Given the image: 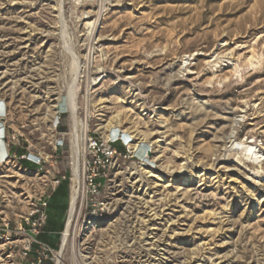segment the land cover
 Listing matches in <instances>:
<instances>
[{"label": "rangeland", "instance_id": "rangeland-1", "mask_svg": "<svg viewBox=\"0 0 264 264\" xmlns=\"http://www.w3.org/2000/svg\"><path fill=\"white\" fill-rule=\"evenodd\" d=\"M116 1L0 0V98L11 122L43 147V114L68 93L76 55L78 116L91 134L122 106L160 141L149 162L120 160L112 170V207L94 244L103 264H264V163L220 145L237 111L240 138L258 133L248 143L264 153V0ZM102 9L97 45L86 24ZM190 55L188 79L173 81ZM122 119L118 128H130ZM64 126L58 162L70 174L71 115ZM218 157L230 166L219 178L209 167ZM235 168L259 173L257 189L230 178ZM63 222L39 239L57 247Z\"/></svg>", "mask_w": 264, "mask_h": 264}, {"label": "built area", "instance_id": "built-area-1", "mask_svg": "<svg viewBox=\"0 0 264 264\" xmlns=\"http://www.w3.org/2000/svg\"><path fill=\"white\" fill-rule=\"evenodd\" d=\"M60 97L43 147L32 145L25 126L18 125L16 131L10 121L11 107L0 98V264H103L94 244L112 207L107 197L112 170L120 160L146 161L133 148L139 142L135 136L125 140L88 130L74 182L73 168L70 174L62 172L58 162L69 143L64 118L72 116L68 93ZM64 182L69 206L58 246L53 247L39 237L49 221L53 194ZM74 192L77 199L71 216Z\"/></svg>", "mask_w": 264, "mask_h": 264}, {"label": "bare ground", "instance_id": "bare-ground-1", "mask_svg": "<svg viewBox=\"0 0 264 264\" xmlns=\"http://www.w3.org/2000/svg\"><path fill=\"white\" fill-rule=\"evenodd\" d=\"M116 2L118 4H120L121 0H117ZM62 10L63 9H62V5H61V8H60L61 17L63 15V11ZM102 15H103V9L99 13H97L96 16L94 15L96 17L94 21L87 22V24H86V27H87L89 33L93 37L92 39H95L94 41H95V43L97 45H99L101 43V39H102V37H100L98 35L99 28H100L99 25H100V21H101ZM90 34H89V36H90ZM92 39L90 37V41ZM225 55L227 56V55H232V54H225ZM75 56L73 54L74 68H73V71H72L75 74V77H74V79H73V81L71 83V86L69 88V91H68V95H69V99H70L69 100V105H70V108L72 110V117H73V129H72V131L74 130L73 133L71 132L72 134H70V137H71L72 143L74 145V148L72 147V150L74 149L73 153H74V157L76 159L75 166H74V169H73L74 182L77 181L78 178H79V174H78L79 173L78 160H79V154L81 153V150H82L81 143L83 142V140L85 138V135L88 133V130H89L87 128L88 125L87 124L83 125L82 122H81V119L78 116V110H79L78 104H77L78 103L77 102V95H78V90L77 89L78 88H77V84L76 83H77V81L79 79L80 67L78 65V60H77V58ZM192 57L193 56H191V55L190 56H185L183 58V60H181L180 66H179V68L177 70V74L172 77L173 81H176V80L180 81V80L188 79V75L191 72L190 65L192 63ZM127 79H133V77L128 75ZM60 98L55 99V104L54 105H52V106L49 105V104L47 105L46 110H45V112L43 114L44 115L43 118H44L45 121L52 120V118L54 116L55 108L59 107L56 102H57V100H61ZM193 100L196 101L197 99H193ZM119 108H120V110L116 111V115L113 116L108 121L107 125L106 124L99 125L100 129L103 130V133L106 136H111V137H114V138H116L118 136H123V138L125 140L133 139L135 135L132 134V133H138L137 134L138 136H136V137H138L139 142L138 143H134L133 144V148H134V150L137 151L138 155L142 159L148 160V162H149V160L151 159L150 158V153H149L150 149L153 151L156 147L159 148L160 147V141L159 140L152 141L149 134H147L145 132H142V131H139L138 122L136 121V119H132L131 117H128L126 110L122 106L119 107ZM43 111H44V109H43ZM232 113H233V120H232V124H231L232 125L231 126V131H230L229 136L226 139H224V141L220 142L221 143L220 144L221 147L226 149L228 147V145H229L231 151H235V152H240L241 151V152H243L245 154V156L247 158L253 159L254 162H256L258 164H263L264 163V153H262V151H260L258 149V147L255 146L254 144L248 143L249 139H252V141L254 143H256L258 141L257 139L259 138V137H256V135L258 133L254 134L253 136H251V138H247L246 140H242L240 138V135H239L240 134L239 130H240L241 126H242V123H243V121L245 119V116L237 113V111L236 112H232ZM122 116L125 117V120L130 125L129 126L130 128L125 129V130H122V129L120 130V128H118V126L121 124V122L123 120ZM12 119L13 118L11 116L10 117V121H12ZM17 129L18 130H16V131H19L18 127H17ZM192 159H193L192 156H186V159L184 161L186 163H190V161ZM73 162H74V160H72V167H73ZM209 167L216 171V174H217L216 177L217 178H219L221 175H225V176L228 175V174H226V172L229 171V169H230V166H228L227 163L225 162V160L221 159V157L216 158L214 160L213 164H211ZM149 173L151 174V173H153V171H150ZM201 175L205 176V173H203ZM20 176L22 178H24L23 175H20ZM150 177H155L156 178L158 176H156L154 174H151ZM230 178H234L236 181L241 179L242 183H245V179H246V181L248 182L247 184H249V186L251 187L250 189H257L255 187V185L253 186L252 182H254L256 184V183H260V181H261V179L259 177V173H256L255 176H253V177H249V176L247 177V174L246 173L244 174V172H242V170L240 168H235V173H234V175H230ZM249 180L251 181L250 183H249ZM252 192H255V190H253ZM76 199H77V193L74 192L73 195H72V207H71V211H70L71 216L73 215V213L75 211ZM69 232H70V229L68 227L67 233H66L67 236H68ZM192 264H203V263L201 261L194 260L192 262Z\"/></svg>", "mask_w": 264, "mask_h": 264}, {"label": "trees", "instance_id": "trees-1", "mask_svg": "<svg viewBox=\"0 0 264 264\" xmlns=\"http://www.w3.org/2000/svg\"><path fill=\"white\" fill-rule=\"evenodd\" d=\"M62 130L64 131L65 129L63 128ZM117 147L121 152H124V149L121 146H117ZM65 183L67 182L62 183L61 186L53 194L49 209V213H50L49 221L45 228V233L46 231L50 232L48 229L50 226L61 224L60 221L62 219H64L65 222V218L69 206V189H68V185L66 188L63 187ZM64 222H63V228L60 230V232H62V230L64 229Z\"/></svg>", "mask_w": 264, "mask_h": 264}]
</instances>
